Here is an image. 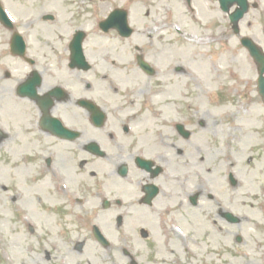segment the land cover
I'll list each match as a JSON object with an SVG mask.
<instances>
[{
    "label": "flooded vegetation",
    "instance_id": "flooded-vegetation-1",
    "mask_svg": "<svg viewBox=\"0 0 264 264\" xmlns=\"http://www.w3.org/2000/svg\"><path fill=\"white\" fill-rule=\"evenodd\" d=\"M82 1L0 0L12 22L0 20V100L8 96L33 109L21 133L0 128V148L16 140L26 152V145L28 162L47 185L40 217L27 212L32 224L37 216L48 228L39 235L44 256L33 263L54 264L53 256L57 264L81 257L90 264H223L246 257L242 245L264 257L263 224L250 245L227 229L241 225L225 217L242 206L238 182L230 180L234 170L223 175L219 190L204 189L209 157L200 156L203 148L212 152L194 140L207 129L204 118L196 119L197 107L220 95L206 91L189 70L203 77L195 69L202 64L209 71L203 65L208 37L190 45L164 15L148 20L150 13L142 27L130 21L128 36L104 32L102 20L83 13ZM121 8L130 17L131 6ZM15 37L25 56L15 54L22 48ZM37 78L38 99L20 98V86ZM194 83L203 94L192 93ZM223 139L219 152L226 150ZM196 177L204 183L196 186ZM212 213L219 222L211 224ZM32 224L26 229L36 235ZM210 224L217 246L204 228Z\"/></svg>",
    "mask_w": 264,
    "mask_h": 264
},
{
    "label": "rangeland",
    "instance_id": "rangeland-1",
    "mask_svg": "<svg viewBox=\"0 0 264 264\" xmlns=\"http://www.w3.org/2000/svg\"><path fill=\"white\" fill-rule=\"evenodd\" d=\"M70 1L72 2V0ZM145 1L147 7H142L139 1L130 3L127 0H83L81 7L83 6L82 11L87 16L102 19L109 14L114 6L125 7L129 4L133 13L131 22L136 27H142L147 19L143 18V15L150 13L148 20H154V18L164 15L163 21L173 25L177 24L186 35H193L195 41H198L201 35L209 37V48L204 50L203 65L205 68L209 65L210 72L208 69H206L207 72L202 69V64L197 65L195 69L200 70L203 77H199L196 72H191V70L189 72L204 86L206 91L215 92L220 89L226 92L227 99L226 102L219 101L216 96L211 95L210 98H214L206 101L205 107H203L204 105L199 106L198 102L199 114L196 119L204 118L207 129L204 130V134L200 135L198 132L194 140L196 142L203 141L205 146L211 148L212 152L209 153L203 148L204 153L202 152L200 156L209 157L203 166L204 174L209 176L204 189L207 191L208 189L219 190L223 174H228L231 171V168L225 165L226 158L221 159L223 151L219 152V150L225 137L227 141H231L235 145L231 136L234 134L233 120L237 117V120L240 121L239 127H243V130H236L238 144L235 149L241 151L239 152L240 156L238 155L234 162V171L239 183L238 197L242 205L236 214L243 220L240 227L227 226V229L237 231L244 241L250 237L248 243L250 245L254 238L253 224L258 222L264 224V219L256 209L258 203L264 200L263 194V197L257 194L258 190L264 189V104L257 91L256 67L248 53L242 48L240 38L233 33L229 16L222 12L216 0H194L192 9L187 6L184 0H143V2ZM250 2L253 6L257 4L258 7L252 6L248 15L241 22V36L253 39L264 49V0H250ZM135 8L139 11H135ZM168 9H171L172 16L165 12ZM147 26H152L153 31L156 30L153 25L148 24ZM185 38L190 45L194 46V41ZM184 46L187 47L186 44ZM192 50L193 48L190 46L187 52ZM198 50L200 49L196 48L194 52L197 53ZM199 52L201 53V50ZM230 82L232 86H230ZM3 86L7 88L8 85L4 83ZM197 88L194 83L193 94L204 93L201 88ZM246 96L248 97L246 98ZM194 98L197 102V98L195 96ZM229 100L231 102H228ZM0 106V120L3 117L4 129L14 134L21 133L28 126L30 114L33 111L30 103L10 101L7 96L0 100ZM253 117L255 120H252ZM20 127L22 128L20 129ZM229 130L231 131L229 132ZM21 146L26 152L21 151L16 140L14 144L5 143V146L0 148V264H35L33 261L37 257L44 256L39 235H44L48 228L46 221L38 217H40L41 207L46 204L44 197L47 196L45 195L47 185L43 187L44 182L41 181L43 179L40 178L37 168L28 162V147L24 144ZM19 168L22 170L17 171ZM195 182L196 186L204 183L201 177H196ZM26 212L35 213L38 216L33 214L37 218V223L32 224L30 219L23 220V217H29ZM262 215H264V210ZM210 216L213 220L211 224L219 222L214 213ZM29 223L38 231L36 235L28 233L26 227L28 228ZM211 224L204 228L214 234ZM190 226L195 231L198 228V223L195 222ZM218 241L220 238L217 235L211 236L210 243L213 246H217ZM230 241L229 245L234 244L232 238ZM238 249L242 253L245 251L246 257L228 258L222 260L223 264H264L262 258L252 256L245 245L238 246ZM33 250L35 253H32ZM51 261L57 264L53 256ZM77 261L78 263L75 264H90L89 259L85 257L78 258ZM61 262L63 261H60V264ZM45 264H50V261ZM218 264L221 263L218 262Z\"/></svg>",
    "mask_w": 264,
    "mask_h": 264
},
{
    "label": "water",
    "instance_id": "water-1",
    "mask_svg": "<svg viewBox=\"0 0 264 264\" xmlns=\"http://www.w3.org/2000/svg\"><path fill=\"white\" fill-rule=\"evenodd\" d=\"M222 8L225 11H229L234 4H238L240 8L235 14L231 16V20L235 26V31L238 33V23L248 12L249 5L247 0H220ZM242 44L250 51L251 56L254 58L255 62L259 66L260 80H259V90L264 98V54L255 45V43L250 39H243Z\"/></svg>",
    "mask_w": 264,
    "mask_h": 264
}]
</instances>
